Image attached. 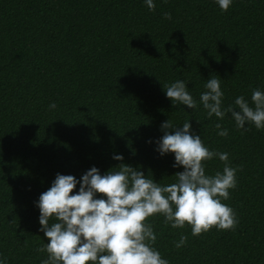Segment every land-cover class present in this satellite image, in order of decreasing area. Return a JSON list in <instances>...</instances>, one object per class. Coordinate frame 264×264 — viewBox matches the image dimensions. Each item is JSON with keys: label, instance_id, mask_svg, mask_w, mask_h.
<instances>
[{"label": "trees", "instance_id": "trees-1", "mask_svg": "<svg viewBox=\"0 0 264 264\" xmlns=\"http://www.w3.org/2000/svg\"><path fill=\"white\" fill-rule=\"evenodd\" d=\"M153 2L154 12L145 0H0L5 264L47 259L37 251L48 242L37 204L58 173L80 180L93 166L103 175L124 163L161 185L175 182L183 167L156 150L168 120L180 127L189 121L209 150L229 154L237 187L223 203L239 223L194 237L190 227L173 229L156 216L149 221L154 247L169 264H264V129H238L230 113L209 118L200 103L212 77L221 82L222 108L240 96L254 107L252 92H264V0H233L227 12L216 0ZM177 80L186 82L196 109L166 97L163 85ZM223 166L214 157L206 174ZM181 234L187 244L177 248Z\"/></svg>", "mask_w": 264, "mask_h": 264}, {"label": "clouds", "instance_id": "clouds-1", "mask_svg": "<svg viewBox=\"0 0 264 264\" xmlns=\"http://www.w3.org/2000/svg\"><path fill=\"white\" fill-rule=\"evenodd\" d=\"M145 3L150 11H155L153 0ZM216 3L227 12L233 0ZM164 18L170 20L171 14L164 13ZM205 88L200 103L209 118L215 115L223 120L230 113L238 129L247 131L246 124L264 129V92H252L254 107L240 96L235 107L222 108L220 79L210 78ZM163 89L174 107H198L185 81L163 85ZM49 108L55 109L56 104ZM216 128L219 136H228L221 124H216ZM191 129L189 121L182 127L174 126L170 120L161 125L164 134L156 142V150L161 156L174 154L173 167H183V171L175 173L176 181L167 185L124 163L103 175L93 166L80 180L58 173L37 204L40 231L48 240L37 248L38 252L47 253L41 264H169L154 247L157 235L149 221L156 216H163L165 224L173 229L190 227L194 237L213 228L234 231L239 221L234 209L223 201L229 200L230 190L237 187L238 169L231 166L227 152L209 150ZM214 157L223 162V171L208 175L206 162ZM113 158L124 159L122 155ZM187 239L181 234L176 247L185 246ZM0 264H5V260L0 259Z\"/></svg>", "mask_w": 264, "mask_h": 264}]
</instances>
